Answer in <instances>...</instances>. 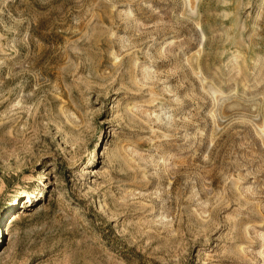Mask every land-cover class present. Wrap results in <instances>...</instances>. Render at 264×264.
I'll return each mask as SVG.
<instances>
[{"label":"rangeland","instance_id":"rangeland-1","mask_svg":"<svg viewBox=\"0 0 264 264\" xmlns=\"http://www.w3.org/2000/svg\"><path fill=\"white\" fill-rule=\"evenodd\" d=\"M0 264H264V0H0Z\"/></svg>","mask_w":264,"mask_h":264},{"label":"bare ground","instance_id":"bare-ground-1","mask_svg":"<svg viewBox=\"0 0 264 264\" xmlns=\"http://www.w3.org/2000/svg\"><path fill=\"white\" fill-rule=\"evenodd\" d=\"M14 214H16V215H15L16 217L13 218V220L16 219V218H19V214H18V213H14ZM11 222H12V221H10L9 224H8V226H7V229H6V231H5L6 234H9V230H10V228H11Z\"/></svg>","mask_w":264,"mask_h":264}]
</instances>
